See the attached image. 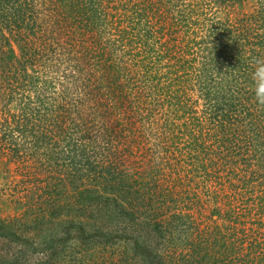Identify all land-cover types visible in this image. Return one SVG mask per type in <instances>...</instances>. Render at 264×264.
Listing matches in <instances>:
<instances>
[{
    "label": "rangeland",
    "instance_id": "1",
    "mask_svg": "<svg viewBox=\"0 0 264 264\" xmlns=\"http://www.w3.org/2000/svg\"><path fill=\"white\" fill-rule=\"evenodd\" d=\"M33 1L22 39L5 42L0 19V264H264V121L240 114L255 93L235 55L264 53L261 0ZM229 15L245 39L215 57L208 33ZM124 29L142 38L129 50ZM194 39L198 54L178 55ZM170 97L177 115L155 105ZM229 108L247 123L231 140L229 117L211 121ZM74 146L91 155H74L80 176ZM106 160L120 164L118 190L87 179Z\"/></svg>",
    "mask_w": 264,
    "mask_h": 264
},
{
    "label": "trees",
    "instance_id": "2",
    "mask_svg": "<svg viewBox=\"0 0 264 264\" xmlns=\"http://www.w3.org/2000/svg\"><path fill=\"white\" fill-rule=\"evenodd\" d=\"M90 1H93V0H90ZM234 1L235 0H224V2L226 3L225 7H224V10L229 8L230 5H228V4H230L231 2H234ZM33 3H36V2H34L33 0H2V1L0 0V19H1V22L4 23V27H2V31L4 29H8V31L10 33V34H6V33H3L1 31L2 39L5 42H10V39H11L12 36H16V37L22 39L24 36L20 35L21 33L19 31L22 28L25 29V30H29V27H31V25H35L36 24L37 18L39 16V12H38L37 9H35V4H33ZM73 11L76 12L74 6H73ZM256 14L258 15V17H256L257 25L261 24V22L264 23V0L263 1L261 0L260 4L258 6V9L256 11ZM230 15L225 18L226 23L216 22L215 24L217 26L216 27H211L212 29L209 30V33H208L209 35L208 36L210 38V41H209V43L206 46H208V48H210V50L213 49V48L215 49V54H216L215 57L218 56L219 54H222V53H229L231 51V49H232V44L233 43H235L238 40H240V38L245 39V37L241 34V32H238V30L236 28V25L234 24V22L230 18ZM25 24L27 25V28L24 27ZM261 25H263V24H261ZM236 30H237V32H235ZM29 32H30V30H29ZM128 34H130V31H127V29H124L121 32V35H123V36L127 35V36L126 37L122 36V37H119V39H118V41H120L121 44H122V48H124V49H127L126 46L124 45V42H128V43H132L133 44V42H137L138 39L142 40L141 36L137 38L136 36H133V34H131V35H128ZM230 34H233V37ZM31 40H33L32 37L27 38V40L23 39L22 40L23 41L22 44L25 45V47H28V44H30L29 42L33 43ZM88 40H89V42L91 44L95 45V47H94L95 50H97V49L98 50L107 49L106 44L108 42H104L103 40H100V37L89 35ZM186 43H187L186 45H183V46H186V47H182L181 51L179 50L180 47H175L174 48L175 51H178V55L181 54L182 58H184V55L186 53L187 54H190V53L198 54L196 52V50H194V48L192 47V46L197 44L195 39L194 40H190V41L187 40ZM8 48H9V51L12 52V49L10 47H8ZM91 48L94 49L92 46H91ZM0 49H2V45H1ZM27 50H29L31 52V54H32L33 50L30 47ZM127 50H129V48ZM104 52H105V50L102 51V53H104ZM129 53H130V51H129ZM213 55H214V53L211 54L212 57H210V58L204 57V62H208V64L210 62L211 63L214 62V58L215 57ZM235 55H237L236 59H238L236 63H238V65H239V71H238V74H236V75L238 77H242L241 74H243V76H245V78H246V75L250 76L252 78V73L254 72L255 61L258 58H263L264 53H261L259 51H255L253 49H246L245 46L239 45V49H237L235 51ZM234 58H235V56H234ZM192 59L194 60L195 56H193ZM3 60H4V57H3ZM188 63H191V60H189ZM181 66L182 65L178 66V68L181 67ZM178 68H175L176 70L172 69L173 73L175 71V73L173 75V80L175 79L177 81H184L185 79L190 77V76H187L184 72L180 73L179 72L180 69H178ZM202 70L204 71L205 68L202 69ZM241 71H242V73H241ZM199 76H200V72H198V77ZM229 76L232 79L233 78L235 79V77H232L231 74H230L226 78H224L223 81H228L229 78H230ZM233 76H234V74H233ZM219 81H221V80H219ZM218 83L220 84V82H218ZM225 88H226V91L231 90V87H230L229 84H227ZM180 99L181 98H177V97H170L169 100L167 98H165V100H160L159 102L155 103V105H156L157 110H158V108L161 105L165 104L166 106H168V105L170 106L171 104H173L175 109H174V111L173 110L172 111L169 110V112H172L174 115H177L178 111L182 110V108L184 107V102H183L182 99L181 100ZM148 105L149 104H147V106ZM223 105H224V103H223ZM226 105L230 106L229 103L226 104ZM147 106H145L142 110L140 109V106L137 107V111L141 110V113L138 114L139 116H141L140 114H142L143 112L147 111ZM224 106H223V108H224ZM235 106L236 105H232V108H234ZM223 108L221 106H218L219 111L220 110H224ZM241 108L243 109V112L240 113L241 116L243 117V115H244V117H246V118L248 117L250 119V121H249L250 123H248L249 126L255 127L260 122L264 121V106H260L257 103L256 99L251 101L250 104H245ZM135 109L136 108H134V106H132V107H130V109H127L125 111V115L124 116H126V118L128 120V123L130 122L129 115H131L130 113L134 112ZM168 109H169V107L167 108V110ZM234 109H236V108H234ZM190 110H192V109L190 108ZM229 110H231V109L229 108ZM148 111H150V109H148ZM228 111L226 113H224V114H227V115H217L216 114V116H214V118L211 121H212V123H214V121L215 122L216 121H220L221 122L222 121V117H229L231 119V121L229 120L226 132L230 134L231 138L229 140H231V139H233L232 138L233 136H240V134H239L240 131H237L233 127V124H236L237 127H243L247 123L246 122L244 123V121H242L243 123H239V118H238L239 115L238 114H233L232 110H231V113H228ZM184 112L185 111H183V114H184ZM162 113H163V110H162ZM160 115H161V111H160ZM168 118L169 119L171 118L169 114H168L167 117L163 118L164 122L162 121V124L164 125V127L170 126V125H167L168 122H169ZM226 120L227 119L225 118V121ZM137 121H140V117L137 119ZM225 121H223V122H225ZM156 122L159 123L158 118L156 119ZM256 122L258 124L253 126V124H256ZM128 123H126V124H128ZM184 123L186 124V122H184ZM121 128L124 129L123 126ZM117 134L122 135L123 133H117ZM242 136H243V134H242ZM243 138H245L246 140L248 139L247 136H243ZM75 143H77V140L75 141ZM79 143H81V142H79ZM73 148H74L73 149V165H74L73 166V168H74L73 176L78 175V174L80 176V175H82L80 167L84 163L82 162V158H74V155L77 156L81 152V154L83 153L82 157L83 158L85 157V159L87 161H91V155H90V153L86 152V150H85V148L83 146H81L80 148H76L74 146ZM90 148L93 149L92 146H90ZM80 162L82 163L81 165H79ZM98 167H99V169H97V170H95V169L93 170V168H91V171H93V173L87 178L89 181L98 182V179L101 180V179L105 178L106 181L109 182V188L116 187L117 190H118L119 189V185H121V187H122V181L120 180L121 179V175H119V174H121L120 164L113 163V162H111V163L109 162L108 163L107 160H106V161L101 162L98 165ZM126 186H127V184L123 183V188H126ZM120 191H122V188L120 189ZM130 191L131 190L129 189L127 191V193H129ZM123 192H125V191H123ZM110 199H113V198L110 197L107 200L109 201ZM154 225L157 227V229H160V227L162 226V225L159 226L158 222H154ZM158 232H160V230H158Z\"/></svg>",
    "mask_w": 264,
    "mask_h": 264
},
{
    "label": "clouds",
    "instance_id": "3",
    "mask_svg": "<svg viewBox=\"0 0 264 264\" xmlns=\"http://www.w3.org/2000/svg\"><path fill=\"white\" fill-rule=\"evenodd\" d=\"M252 80L255 99L260 106H264V58L255 61Z\"/></svg>",
    "mask_w": 264,
    "mask_h": 264
}]
</instances>
